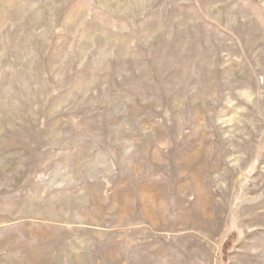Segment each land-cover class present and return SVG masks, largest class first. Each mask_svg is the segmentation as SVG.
I'll return each mask as SVG.
<instances>
[{"label":"rangeland","instance_id":"1","mask_svg":"<svg viewBox=\"0 0 264 264\" xmlns=\"http://www.w3.org/2000/svg\"><path fill=\"white\" fill-rule=\"evenodd\" d=\"M0 264H264V0H0Z\"/></svg>","mask_w":264,"mask_h":264},{"label":"trees","instance_id":"2","mask_svg":"<svg viewBox=\"0 0 264 264\" xmlns=\"http://www.w3.org/2000/svg\"><path fill=\"white\" fill-rule=\"evenodd\" d=\"M228 247H230V244L226 243L225 246H224V250H226Z\"/></svg>","mask_w":264,"mask_h":264}]
</instances>
